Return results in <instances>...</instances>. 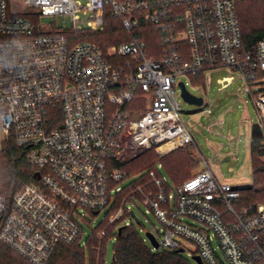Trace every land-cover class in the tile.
I'll return each instance as SVG.
<instances>
[{
  "label": "built area",
  "instance_id": "2783aa9c",
  "mask_svg": "<svg viewBox=\"0 0 264 264\" xmlns=\"http://www.w3.org/2000/svg\"><path fill=\"white\" fill-rule=\"evenodd\" d=\"M107 7L129 39L102 48L80 37L104 29ZM145 24L160 32L159 58L136 31ZM221 67L239 71L252 95L264 167V39L243 47L236 0H0V151L13 141L36 172L10 200L0 196V241L47 264L80 243L86 215L106 209L83 242L91 264H104L106 238L136 198L161 226L151 250L184 251V238L203 264H264V202L244 204L202 155L203 168L174 189L158 165L141 178L117 167L193 143L178 77Z\"/></svg>",
  "mask_w": 264,
  "mask_h": 264
},
{
  "label": "trees",
  "instance_id": "16d2710c",
  "mask_svg": "<svg viewBox=\"0 0 264 264\" xmlns=\"http://www.w3.org/2000/svg\"><path fill=\"white\" fill-rule=\"evenodd\" d=\"M236 10L242 32V45L246 50H253L259 40L264 39V0H236ZM104 29L99 32H84L81 39L95 42L102 48L127 41L129 36L121 20L111 15L108 7L104 15ZM141 32V39L146 43L148 55L159 58L162 55V37L158 30L145 24L136 29ZM257 75L261 73L257 72ZM205 77L202 73L190 75V80L203 86ZM194 144L188 143L166 154H158L154 149H147L130 160L117 164L121 170L144 176V172L161 162L172 189L191 177L199 165L194 154ZM249 154L252 165V182L249 189L241 190L244 204L264 202V167L260 159L257 140H251ZM36 172L29 164L26 154L10 141L0 151V196L10 200L24 183L35 180ZM129 216L127 212L125 215ZM111 264H191L180 252L168 249L151 250L134 226V223L118 225ZM87 252L79 242L59 246L47 264H84ZM0 264H31L26 258L10 246L0 241Z\"/></svg>",
  "mask_w": 264,
  "mask_h": 264
},
{
  "label": "rangeland",
  "instance_id": "374dc122",
  "mask_svg": "<svg viewBox=\"0 0 264 264\" xmlns=\"http://www.w3.org/2000/svg\"><path fill=\"white\" fill-rule=\"evenodd\" d=\"M54 21L57 26L63 25L60 16H42L39 19L43 25ZM64 24L68 26L69 20L67 19ZM226 76H231L232 80L223 87L218 79ZM204 77L203 86L193 83L187 75L178 77V80L185 84L190 93L203 99L201 106L188 103L181 97L180 91L177 89L176 97L181 107V119L194 134L201 155L208 162L218 180L228 181L233 185L250 184L252 182V165L249 154L250 141L252 140L250 126L259 120L252 95L247 90V84L239 71L230 67L210 70ZM262 81L264 83V79ZM194 154L199 160L198 153ZM155 165L160 166L161 173L170 183L161 162L157 161ZM200 168H203V164L199 160L197 169ZM127 206L129 210L133 211L134 216L124 217L117 224H126L127 220L129 223L133 222L145 243L152 247L146 233L150 232L155 238H158L160 223L152 213L146 211L144 205L136 198L127 203ZM106 214L107 210L104 209L98 214L86 215V221L82 222L84 232L80 239L82 247L83 242L90 237L92 229L103 221ZM135 218L138 222L135 221ZM118 225L106 238L104 264L112 262L115 232ZM177 239L185 246V250L180 253L191 264H196L192 259V255L196 252L195 245L187 239ZM84 264H91L88 254L85 256Z\"/></svg>",
  "mask_w": 264,
  "mask_h": 264
},
{
  "label": "water",
  "instance_id": "95a60500",
  "mask_svg": "<svg viewBox=\"0 0 264 264\" xmlns=\"http://www.w3.org/2000/svg\"><path fill=\"white\" fill-rule=\"evenodd\" d=\"M178 86H179L180 95L186 102L197 105V106H201L203 99L200 96H195L192 93H190L186 89L185 84L182 81H179ZM134 117H137V115H135ZM250 136L252 139H256V138H259L261 136V128H260L258 122H254L251 124ZM234 187L236 189H239V190L249 189L251 187V183L250 184L234 185ZM130 214H131V216H134V213L132 210L130 211ZM135 221L138 222L137 218H135ZM117 231H120V227L117 228ZM146 235L150 239L151 244L156 247L157 243L155 241L154 236L150 232H147ZM175 251L176 252H182V249H176ZM192 259L196 262V264H203L198 255H192Z\"/></svg>",
  "mask_w": 264,
  "mask_h": 264
},
{
  "label": "crops",
  "instance_id": "0c3cea01",
  "mask_svg": "<svg viewBox=\"0 0 264 264\" xmlns=\"http://www.w3.org/2000/svg\"><path fill=\"white\" fill-rule=\"evenodd\" d=\"M190 131V130H189ZM191 133V132H190ZM191 135H192V138H193V144H194V147H195V149H194V153L195 152H197L198 153V156L199 157H201V151L198 149L199 148V145L197 144V141H196V138H195V136H194V134L193 133H191ZM197 157V156H196ZM198 159V158H197ZM198 168V167H197ZM201 169V168H200ZM200 169H196L194 172H193V174L195 173V172H197V171H199Z\"/></svg>",
  "mask_w": 264,
  "mask_h": 264
}]
</instances>
